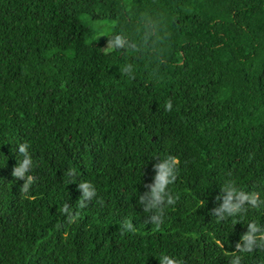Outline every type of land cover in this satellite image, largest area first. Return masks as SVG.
<instances>
[{"label":"trees","instance_id":"16d2710c","mask_svg":"<svg viewBox=\"0 0 264 264\" xmlns=\"http://www.w3.org/2000/svg\"><path fill=\"white\" fill-rule=\"evenodd\" d=\"M168 261L264 264V0H0V264Z\"/></svg>","mask_w":264,"mask_h":264},{"label":"clouds","instance_id":"9594fccd","mask_svg":"<svg viewBox=\"0 0 264 264\" xmlns=\"http://www.w3.org/2000/svg\"><path fill=\"white\" fill-rule=\"evenodd\" d=\"M171 108H172L171 101H168L166 103V109L168 111H171ZM26 147H27V145H21V148H20L21 152L26 151ZM28 164H29V161L26 160L20 168L16 169V171L14 172V175L17 177H22L24 175L25 170L28 168ZM173 165H177V166L179 165V160L177 158H172L170 163H165V164L158 166L159 175L157 176L156 186L153 189V192L155 194V199L157 201L160 200L159 194L164 190L166 184L169 183V181L166 178L170 175ZM173 179H175V177H173ZM29 182H31V177H29ZM83 187L86 190L87 196H91L93 194V193L87 191V188L89 187L88 185H83ZM27 188H28V185H25L23 191H27ZM252 202L255 203V201H252ZM127 227L128 228L132 227L131 222H127ZM252 230L256 231L257 229L253 228ZM244 239L247 242V247L244 249V251L251 252L252 247H253V243H254L252 236L251 235L245 236ZM168 264H174V262L168 261Z\"/></svg>","mask_w":264,"mask_h":264},{"label":"rangeland","instance_id":"374dc122","mask_svg":"<svg viewBox=\"0 0 264 264\" xmlns=\"http://www.w3.org/2000/svg\"><path fill=\"white\" fill-rule=\"evenodd\" d=\"M83 20L86 22L88 27L92 29L93 42H98L100 39L108 36L113 32V24L107 19L92 22L89 17H83ZM108 47L110 48V46Z\"/></svg>","mask_w":264,"mask_h":264}]
</instances>
